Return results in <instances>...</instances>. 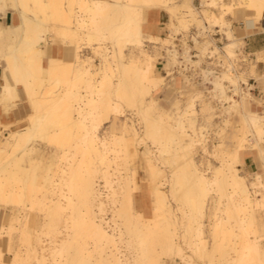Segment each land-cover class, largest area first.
I'll return each instance as SVG.
<instances>
[{
  "label": "bare ground",
  "instance_id": "obj_1",
  "mask_svg": "<svg viewBox=\"0 0 264 264\" xmlns=\"http://www.w3.org/2000/svg\"><path fill=\"white\" fill-rule=\"evenodd\" d=\"M202 1L205 8L203 14L198 13L192 0H182L180 3L176 0H80L79 2L70 0L69 7H65L63 0H0V19L1 15L7 12H12L14 18L12 26L3 28L0 25V59L5 62L3 75L0 76V113L5 117L10 111L17 109V120L21 119L24 123L23 126H15L14 129L8 128L9 131L0 140V177H3L0 181V211L14 213L17 216L24 210L25 187L18 186V182H26L30 178L36 156L45 157L50 154L48 144H36L33 139L53 141L63 148L66 139L75 134L86 144L82 150L78 172L68 173L65 168L60 167L62 177L68 173L69 179L56 181L51 173L45 178L46 182L52 185L50 191L54 196L51 200L52 211L58 214L59 211L72 209L74 231L80 229L89 231L95 239V244L100 247L98 253L101 260L98 259V264L103 262L124 264L118 245V240L122 238L124 232L119 231L116 234L115 231L108 230L110 225L104 217L107 212L103 202L105 197L96 181L98 177H102L108 187H111L115 175V172H111V168L113 166L118 168L122 162L125 169L130 171L131 156L129 157L128 140L123 136L116 137L112 142L113 147L100 140L98 136L106 124L112 121L118 106L114 104V100H122L129 105L134 104L137 112L143 115L147 136L161 137L158 138L161 145L160 153L170 152L175 146L177 149L184 146L183 151H177L176 155L185 152L180 163L174 162L171 165V176L168 179L166 172L156 166L158 157L152 154L151 150H144L151 172L149 204L138 205L135 196L138 189V183L134 180L136 173L131 171L129 177L121 174L118 177L117 184L120 190L124 189V192L120 197L116 196L118 194L116 190L113 192L115 197L112 203L116 209L113 217L115 221L121 220L122 225L137 236V242L141 247L153 243L157 237L158 241L166 243L174 255L183 252L180 245L174 241L176 232H173L171 227L176 226L173 217L175 209L169 191L163 187V178L170 183L172 197L189 204L191 210L211 209L212 204L207 198L213 185L217 183L220 192L223 194L227 192L228 211L252 212L253 199L242 176L238 175V170L242 164L241 151L251 140L246 138L245 131L249 130L254 134L264 132V114L251 112L247 104V113L241 115L244 133L229 157V164L224 162L215 169V179H222L211 183L194 159L193 147L197 139L194 137L193 109L187 107L183 113L170 116L163 107H158L155 99L158 88L166 82V78L155 74L157 68L147 49L149 45L157 41L174 45V50L170 52H172V60L177 62L179 57L172 41L173 34H187L194 22L201 25L205 19L208 21L210 19L213 25L225 23L226 14L236 15L241 9L252 14L246 20V28L251 26V22L257 27V22L264 12V0H237L233 4L224 3V0ZM80 3H83L80 10L84 16L74 8L75 4ZM139 3L152 4V6H139ZM218 5L221 9L224 8L220 18L210 10ZM160 9L166 12L163 24L171 31L168 38L153 36L147 31V12ZM204 27L207 28V25L205 24ZM48 33H51V41L59 35L69 40L63 43L62 52H54L58 47L50 44L48 37H45ZM85 37L87 43L83 44L81 41ZM107 39H111L110 44L107 43ZM237 42L238 38L231 34L224 47L228 50V57L237 52L235 50ZM237 47L239 48L238 45ZM86 48L92 49L94 57L85 55ZM135 50L138 52L137 55H134ZM185 50L187 51L184 52V58H188V47ZM95 57L100 58L99 65L95 63ZM166 74L170 76L172 73L168 69ZM234 76L225 72L215 76V87L221 89L224 96L229 99L232 98L227 94L224 82L235 84ZM117 77V82H113V78ZM235 78L238 79L236 76ZM52 81L58 86L74 85L77 90L68 91V94L60 92L45 97L42 92L40 93V89ZM81 84L85 85L86 95L80 91V88L84 87H81ZM23 92L31 98V102H26L23 109H20L17 100L22 99ZM153 109L157 111V115L153 114ZM31 111L34 115L29 117ZM20 115L23 118H20ZM120 126L122 133L126 131L133 136L138 135L135 124L129 125L123 121ZM51 128L58 130L54 140H49L45 133ZM188 129H192L194 135L190 134ZM133 140L135 138H132ZM256 146L260 147L258 143ZM117 147L121 149L118 150ZM217 147L223 150L221 144ZM51 150L53 154L54 149ZM63 152L62 156L65 157L66 153L64 150L61 153ZM120 153H123L124 157ZM262 153L264 154V150ZM181 180L185 182L180 183ZM261 184L258 177L253 185L258 187ZM71 193L77 194L78 203H74ZM149 209L156 218L154 226L150 223L151 217H148ZM66 222L65 220L64 223ZM247 222L248 226L256 224L254 217L249 221L237 219L236 224L244 228ZM117 226L121 227L120 224ZM260 226L264 228V224ZM55 231V237H58V228ZM229 234L233 236V232ZM262 237L263 235L257 236L254 240L249 239L245 242L239 257L243 264H250L248 263L250 256L254 259L264 253L259 244L261 243L259 238ZM1 241L0 237V264H17L19 254L12 247L16 237L9 235L5 241L6 251L12 255V260L9 262L5 259ZM63 247L64 243L59 247H53L51 254L54 260L62 255ZM147 250L149 249L146 248L145 253ZM234 251L239 253V247L235 246ZM255 263L260 264L256 261L251 264ZM153 264L164 263L155 261Z\"/></svg>",
  "mask_w": 264,
  "mask_h": 264
},
{
  "label": "rangeland",
  "instance_id": "obj_2",
  "mask_svg": "<svg viewBox=\"0 0 264 264\" xmlns=\"http://www.w3.org/2000/svg\"><path fill=\"white\" fill-rule=\"evenodd\" d=\"M79 1L80 0H78V2ZM176 1L180 3L182 0ZM236 1L237 0H224V3L233 4L236 3ZM69 2L70 0H63L65 7H69ZM83 3L79 5L75 4L74 8H76V11H79V14L84 16L80 10ZM193 4L197 8L198 13L200 12L203 14L202 11L205 9L203 7L204 2L202 0H193ZM143 5L152 6V4L139 3V6ZM223 9H221L219 5L215 8H210L218 18L221 17ZM159 11L166 14L165 10L160 9ZM12 14L13 13L8 14L10 20L13 18ZM228 15H225V23L221 22L218 23V25H213L214 23H210V19L209 21L205 19L203 22L207 25V28L204 27V23L198 25L200 23L194 22L187 34H173L172 41L176 46L175 49L178 51L177 54L179 57L177 62L172 60V52H170L174 50V45L163 44L157 41L147 47L157 68L155 74L166 78V85H161L156 92L157 95L155 99L158 107H163L170 116H174L175 114L179 115L181 112L183 113L187 107L193 109L194 113L192 115H194V117L192 120L195 122V135L192 129L188 130L189 133L193 134L197 139L193 147L194 159L199 169L204 171L211 183H213L214 180L219 181L222 179H215V169L217 166H222L224 162L229 164V157L235 151L238 145V139L244 133L241 126V115L247 113V104L243 103L241 105L238 103L240 100L239 83L238 79L235 78V76H238L234 72V68L231 64V62H234L237 70L242 73L240 69L241 59L243 58L241 53L245 44L243 45L238 39V44L236 43L235 46L237 52L231 57H228V50L224 47L228 43L229 36L231 34L233 35L231 28L232 23L229 20L231 14ZM263 15L264 12L259 21H262ZM0 22H3V20L0 19ZM166 28L167 33H165L164 38H168L171 35L169 27L166 26ZM211 35L212 37L219 36L222 38L219 47H212L210 40ZM45 37H48L50 44L58 48H63V43L69 42V40H66L62 35H59L54 41H51V33H48ZM192 37H194V39ZM106 41L108 44L111 43V39H107ZM81 42L86 44V37ZM187 47L188 58H184V52L187 51L185 48ZM137 54L138 52L135 50L134 55ZM85 55L94 57L91 48H86ZM95 63L99 65L100 58L95 57ZM2 65L5 66V63L0 64V76L3 75ZM113 66L116 68L115 65ZM168 69L172 73L170 76L166 74V70ZM196 71L201 75H197ZM224 72L228 75H235V84L224 82L226 92L233 100L226 98L221 89L215 87V76H220ZM178 75L182 76L184 81L183 87L176 88L171 97V101L167 103L165 100H162L163 96H161V92L165 88H170L168 86L169 83L167 85V79L170 80L172 77L175 78V76ZM242 76L247 78L245 73H242ZM117 79L118 77L113 78V82H117ZM242 79V83L245 85L249 84L248 79L247 82H244V78H240L239 80ZM203 82H205L206 86L202 85L199 87L198 84H202ZM10 85H12V83H10ZM80 86H84L80 88V91L82 94L86 95L87 90L85 89V85L81 84ZM76 90L77 87L74 85L69 86L67 84H62L58 86L56 82L52 81L43 86L40 89V93L42 92L45 97H50L54 93L61 92L63 94H68V91ZM30 99L31 98L23 92L22 99H18L17 102L21 106H24L26 102H31ZM256 102L259 107L264 109V100H258ZM114 104L118 106L112 117V121L106 124L98 136L100 140L102 139L107 142L109 146H113L112 142H114L113 140L116 137L123 136L128 140L129 157L131 156L129 165L130 171L125 169V165L122 162L118 168H116V166L111 168V172H115L113 177L114 183L112 184L113 187H108L102 177H98L96 181L105 197L103 202L104 205H106L107 212L104 217L106 218L105 220L108 221V225H110L108 230L111 232L115 231L116 234L119 231L124 232L122 238L118 240L119 249L121 251L120 255H122V259H124V264H153L155 261L164 264H243L239 260L240 253H242L241 248L247 240H254L257 236L259 237L261 235H263V237L262 239L259 238L261 241L259 244L264 251V228L260 226V224H264V177L257 173L249 174L248 172L241 171L240 168L238 170V175L242 176L243 182H245L248 187V191L253 199L252 212L228 211L227 205L229 199L226 195L227 192L225 194L220 192L217 183L213 185L207 198L212 204L211 209L191 210L189 204L186 202L184 203L183 200L180 199L175 200L172 197L170 193V183L167 179L163 178V187L166 191H169V197L175 209L173 217L176 226L171 227L173 232H176L174 241L180 245L183 252L175 253L176 255H174V252L170 251L166 243L158 241L159 239H157V237L153 243L150 242L149 245H147L148 243L145 245L146 247H141L139 242H137V236L130 232V229L128 231L125 226L122 225L121 220L115 221V217H113L114 210H116L112 203L115 197L113 192L115 190L117 191V197L122 196L124 192V189H119L120 186L117 184L118 177L120 174L129 177L131 176L129 175L131 171L136 173V178L134 180L138 183V189L135 194L138 205L142 206L144 204H149L151 172L146 162L144 150H151V153L158 157L156 166L158 169L164 170L169 179L171 176V165L174 162L180 163L182 158H184L185 152L176 155L177 151H183L184 146H180L178 149L176 148L177 146H175L171 148L170 152L160 153L161 145L158 139L160 136L155 138L146 135L143 115L137 112L136 106L134 104L129 105L122 100H114ZM211 106H214L215 110H213ZM240 108H242L243 112H239ZM13 111L16 117H18L17 111ZM153 111L155 112L154 109ZM11 112L12 111H10L9 114ZM154 112L153 114L157 115V111ZM31 113L29 117L34 115L33 111H31ZM19 117L23 118L22 115ZM4 118H6V116L4 117V115L0 113V140L7 134L9 131L8 128L14 129L15 126H23L24 124L21 119L14 122H5L3 121ZM123 121H126L129 125L135 124L138 135L133 136V134L126 131L122 133L120 124H122ZM45 133H47V138L49 140H54L58 134V130L51 128L45 131ZM245 133L246 138L251 140L247 142L244 150H256L259 152L260 158L264 160V154L262 153V150H264V132L254 134L247 130ZM232 135L233 139L236 140L235 147H232L234 144L231 138ZM132 138H135V140L132 141ZM33 142L40 145L48 144L51 149H54V152L51 154L52 150L49 148L48 151L50 154L45 157L36 156L30 178H28L26 182H18V186L22 188L25 187V195L23 198L25 204L24 210L17 216H15L14 213L0 211V237L6 261L9 262L12 260V255L7 253L5 241L9 235H13L16 237V241L13 243L14 245L12 247L13 250L19 254L17 264H98L97 262L101 260L99 254L100 247L95 244V239L90 235L89 231H85L84 229H80L79 231L76 230V232L74 231L72 209H66L64 212L59 211L58 214H54L52 211L53 207H51V200L54 196L50 193L52 185L45 180L48 173H51L56 181H60L62 179H69L68 177L70 175H68V173L73 171L74 173L78 172V164L83 155L82 150L86 145L84 140L73 134L66 139L65 147L63 148L59 143H54L53 141L48 142L40 138H34ZM163 142H165V139ZM257 143L260 147L256 146ZM220 144L223 146V150L217 147ZM39 148L40 147H38V149ZM117 149L120 150L121 148L117 147ZM56 150H58V152H56ZM63 150L66 153L65 157L62 156L64 152L61 153ZM120 154L123 156V153ZM227 164H225V166ZM60 167L67 170L68 173L66 176L62 177V170ZM258 177L262 184L256 187L253 184L255 180L257 181ZM2 180L3 177H0V181ZM184 182L185 180H181L180 183ZM71 195L74 203H78L77 194L71 193ZM148 212V217H151L150 223L154 226L156 218L152 216V211L150 209ZM74 213H77V211H74ZM253 217L256 223L253 226H248V222L244 224V228L236 224L237 219L241 218L249 221ZM65 220L67 221L66 223H64ZM115 222L120 224L121 227L117 226L118 224L116 225ZM57 228L59 234L58 237H55V230ZM159 230L161 231L162 229ZM230 232H233V236L229 234ZM62 243H64L63 253L54 260L51 250L54 246L59 247ZM235 246L239 247V253H235ZM146 248L149 250L145 253ZM144 256L145 259H143ZM250 257L248 263L251 264L253 261H256L260 264H264V253L254 259L252 256ZM103 264H105V262H103Z\"/></svg>",
  "mask_w": 264,
  "mask_h": 264
},
{
  "label": "crops",
  "instance_id": "obj_3",
  "mask_svg": "<svg viewBox=\"0 0 264 264\" xmlns=\"http://www.w3.org/2000/svg\"><path fill=\"white\" fill-rule=\"evenodd\" d=\"M9 13L12 12H7V14L1 15V19L3 20V22H0V25L3 28L12 26L14 23L13 21L14 18L10 20V17L8 16ZM165 16L166 14L160 12L159 10L148 11L146 15V19L148 21V24L146 25L147 31L153 36L159 35V37L164 38L165 33H167L166 25L163 24L164 23L163 18H165ZM251 16H252L251 13H248L245 10L241 9L236 12V15L231 14L229 19L232 23L231 28H232L233 36L238 38L243 45L245 44V47L241 53V56L243 58L241 59L240 69L242 70V73H245L247 75V78L243 77L241 71L237 70L236 64L234 62L233 63L231 62V64L234 68V72L238 76V83H239L238 87H239V96H240V100L238 101V103H240L241 105L243 103H246L248 104L249 110L251 112L263 115L264 109L259 107L256 101L264 100V15L262 21L257 22L258 23L257 27L254 26L253 24L254 22H251L250 23L251 26L249 27L250 29L249 28L247 29L246 20L249 19ZM210 40L212 43V47L214 46L219 47L222 38L219 36L212 37L211 35ZM54 52L60 53L62 52V50L61 48H57V49L55 48ZM3 63L5 62L2 59H0V64ZM1 67L3 70L4 66L2 65ZM251 71L254 74H252ZM196 74L201 75L198 73V71H196ZM240 77L244 78V80L246 79V82L248 79L249 84L245 85L244 83H242L241 81L243 80H239ZM183 84L184 81L182 79V76L180 75L175 76V78L172 77L170 80L167 79V85L170 88H165L161 92L162 94L161 96H163L162 100H165V102L169 103L176 88L183 87ZM163 85H166V82ZM202 85L206 86L205 82H203L202 84H198L199 87H201ZM19 107L20 109H23V106H21L20 104ZM211 107L213 108V110H215L214 106ZM15 111H17V109ZM239 112H243L242 108L239 109ZM3 121L5 122L17 121L15 112L12 111L10 114L6 115V118H4ZM231 138L234 142L232 147H235L236 140L233 139V135ZM240 158L242 164L239 168L241 171L248 172L249 174L257 173L264 177V160L260 158L258 151L253 149L242 150L240 154Z\"/></svg>",
  "mask_w": 264,
  "mask_h": 264
}]
</instances>
